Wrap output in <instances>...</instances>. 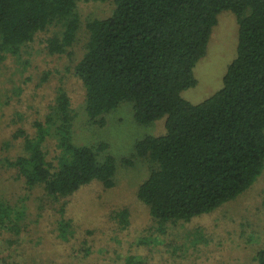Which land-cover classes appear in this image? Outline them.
Segmentation results:
<instances>
[{
	"label": "trees",
	"instance_id": "1",
	"mask_svg": "<svg viewBox=\"0 0 264 264\" xmlns=\"http://www.w3.org/2000/svg\"><path fill=\"white\" fill-rule=\"evenodd\" d=\"M113 3L108 17L87 23L86 51L74 66L86 89L89 117L104 125L100 117L122 102L132 103L142 124L166 116L165 133L138 140L133 154L156 163L138 194L158 223L190 220L235 199L264 169V0ZM76 9L77 0H0V52L18 54L38 32L58 25L61 32L48 48L65 53L80 29ZM225 10L239 23L236 56L222 87L193 103L182 93L197 84L195 66ZM74 118L70 98L60 90L45 121L35 122V135L23 133L26 154L7 161L29 188L42 186L49 196L66 198L94 180L114 186L116 158L99 159L108 144L75 145ZM55 119L54 162L44 145ZM13 206L0 196V226L18 234L23 213ZM257 258L264 264V249Z\"/></svg>",
	"mask_w": 264,
	"mask_h": 264
},
{
	"label": "rangeland",
	"instance_id": "2",
	"mask_svg": "<svg viewBox=\"0 0 264 264\" xmlns=\"http://www.w3.org/2000/svg\"><path fill=\"white\" fill-rule=\"evenodd\" d=\"M113 8V0H77L80 29L63 54L48 48L49 39L61 32L58 25L38 32L18 54L0 52L5 55L0 56V196L23 213L20 233L0 226V264H259L257 253L264 249V169L247 191L215 210L161 224L138 194L156 163L133 154L138 140L165 133L166 116L142 124L132 103L122 102L100 117L104 125L89 117L86 89L74 66L86 51L87 23L108 17ZM238 39L237 15L221 12L207 51L195 66L198 82L183 91L185 99L199 103L222 87ZM60 90L74 109L72 142L107 143L99 159L116 158L112 188L94 180L71 196L54 198L42 186L29 188L8 164L26 154L23 133L35 135V122L45 121ZM55 121L44 145L54 162L59 151Z\"/></svg>",
	"mask_w": 264,
	"mask_h": 264
}]
</instances>
